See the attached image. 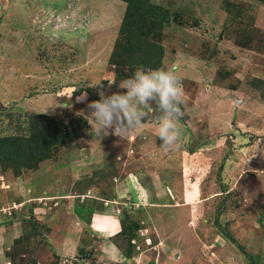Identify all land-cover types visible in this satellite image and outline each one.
Listing matches in <instances>:
<instances>
[{"label": "rangeland", "instance_id": "obj_1", "mask_svg": "<svg viewBox=\"0 0 264 264\" xmlns=\"http://www.w3.org/2000/svg\"><path fill=\"white\" fill-rule=\"evenodd\" d=\"M145 5L160 7L169 15V21L150 37L162 48L159 68L175 67L183 90L180 147L168 152L161 149L157 136L161 112L155 101L143 109L141 126L124 139L111 130L106 136L96 135L86 117L87 102L99 99V91L123 92L119 86L138 68L117 67L124 77L118 80L109 61L125 2L0 0V103L4 107L0 137L17 127L24 129L32 113L86 120L78 123L80 137L53 147L35 167L22 166L16 175L12 167L3 169L0 164V264H82L55 253L45 237L48 229L35 219L29 208L33 200L29 203L27 198L40 202L45 195L61 198L78 190L87 193L89 188L95 189L92 195L111 198L114 178L132 171L147 185L151 201L167 203L172 198L166 196L173 193L174 198V189L189 178L183 160L192 150L206 154V166L198 174L203 178L202 195L210 199L199 209V225L208 227L198 252L201 261L230 264V257L222 260L223 252L216 248L214 255L210 245L212 233L218 232L223 236L217 238L220 245L227 242L234 254L232 262L264 264V3L147 0ZM227 5L233 12L225 11ZM82 92L87 93V101L78 102ZM91 156L92 164L79 165L76 177V160ZM211 174L215 186L209 182ZM86 199L80 197L77 207L89 212L104 206L103 201ZM126 199L128 205L120 213L123 232L117 242L128 252L132 248L128 238L149 222L143 218L147 214L132 204L130 194L122 200ZM54 201L41 203L49 206ZM128 207L131 213L124 214Z\"/></svg>", "mask_w": 264, "mask_h": 264}, {"label": "crops", "instance_id": "obj_2", "mask_svg": "<svg viewBox=\"0 0 264 264\" xmlns=\"http://www.w3.org/2000/svg\"><path fill=\"white\" fill-rule=\"evenodd\" d=\"M183 155L185 154L183 153ZM185 156L183 160L185 169L183 170L190 174L189 178L186 181L183 173L182 178L185 181L183 179L181 186L174 189L176 200L175 197L173 198L174 194L169 193L170 196H166V199L172 198V201L167 203L151 201L146 189L147 185L143 183L139 175L132 171L117 179L114 178L111 198L92 195L95 193V189L89 188L87 193L78 190L74 194L63 195L61 198L57 194L42 196L46 200H55L52 205L49 203V206H46L45 202L41 203L42 198H39L40 202H35L34 197H30L26 199V202L31 203L33 200L34 205L29 208L35 215V219L48 229L45 237L51 243L55 253L62 258H73L81 261L82 264H203L204 261H201L198 252L201 251L202 241L208 235V227L203 228L202 225H199L202 224L199 209L208 204L210 199L204 198L202 195L203 178L198 173H201V169L206 166L204 164L206 154L194 150ZM90 161H93L92 156L90 159L79 158L76 160V177L80 176L77 173L81 171L77 167L91 165ZM210 176L209 182L215 186L214 175ZM127 194H130L132 204L141 209V214H147L143 218L149 222V225L140 227L135 236L131 237L132 248L128 252L124 248L122 249L117 242L123 232L120 213L124 209L123 206L128 205L127 199L126 201L122 199ZM80 197L103 201L104 206L100 211L92 210L90 212L89 209L88 212L81 205L79 208L77 207L76 203ZM80 201L83 200L80 199ZM128 210L125 209L123 212L131 213L132 209L128 207ZM142 220L141 224L144 223ZM152 229L155 230V233L151 232ZM149 231L151 236L147 235ZM212 234L213 239L210 245L212 244L214 255L215 249L219 248L223 252L222 260L230 257V264H237V262H232L235 261V257L231 255V251H228L230 249L228 243L220 245L217 240L223 236L218 232ZM142 241L143 247H141ZM73 255H76V258ZM219 263L223 262L219 261ZM211 264H215V262L212 261Z\"/></svg>", "mask_w": 264, "mask_h": 264}, {"label": "trees", "instance_id": "obj_3", "mask_svg": "<svg viewBox=\"0 0 264 264\" xmlns=\"http://www.w3.org/2000/svg\"><path fill=\"white\" fill-rule=\"evenodd\" d=\"M122 1L126 3L125 16L109 59L110 63L115 66L114 74L118 80L124 78L119 73V68H117L119 66H125L130 71L135 67L159 68L162 48L150 35L157 34L161 30L162 24L169 21L166 11L154 5L146 6L147 0ZM257 1L264 3V0ZM229 6H223V8L231 13L233 8ZM133 24L142 30H136L137 27H133ZM236 42L244 46L239 41ZM1 108L4 107L0 103ZM80 120L86 122L81 116H73L65 120L45 113L29 114L24 129L17 127L16 132L0 137L2 168L12 167L14 173L19 175L22 166L35 167L40 160L50 156L53 147L68 144L81 136V128L78 126ZM190 152H194V150ZM130 239L128 240L130 241ZM54 264H57V261Z\"/></svg>", "mask_w": 264, "mask_h": 264}, {"label": "clouds", "instance_id": "obj_4", "mask_svg": "<svg viewBox=\"0 0 264 264\" xmlns=\"http://www.w3.org/2000/svg\"><path fill=\"white\" fill-rule=\"evenodd\" d=\"M175 67L147 69L138 67L133 75L119 86L123 92L97 93L99 99L87 102L88 117L94 124L96 135L111 134L124 139L133 129L141 126L145 117L144 108L155 101L162 113L156 119L157 136L161 149L165 152L180 147L178 127L183 113L180 107L182 85L175 74ZM78 102L87 101V93L82 92Z\"/></svg>", "mask_w": 264, "mask_h": 264}, {"label": "water", "instance_id": "obj_5", "mask_svg": "<svg viewBox=\"0 0 264 264\" xmlns=\"http://www.w3.org/2000/svg\"><path fill=\"white\" fill-rule=\"evenodd\" d=\"M236 103L239 104L240 103V100L239 99H236Z\"/></svg>", "mask_w": 264, "mask_h": 264}, {"label": "built area", "instance_id": "obj_6", "mask_svg": "<svg viewBox=\"0 0 264 264\" xmlns=\"http://www.w3.org/2000/svg\"><path fill=\"white\" fill-rule=\"evenodd\" d=\"M145 231V230H144Z\"/></svg>", "mask_w": 264, "mask_h": 264}]
</instances>
